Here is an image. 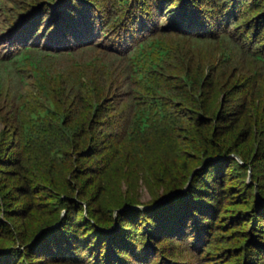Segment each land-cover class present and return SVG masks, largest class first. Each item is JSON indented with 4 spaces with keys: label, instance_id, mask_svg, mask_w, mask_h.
I'll return each mask as SVG.
<instances>
[{
    "label": "trees",
    "instance_id": "16d2710c",
    "mask_svg": "<svg viewBox=\"0 0 264 264\" xmlns=\"http://www.w3.org/2000/svg\"><path fill=\"white\" fill-rule=\"evenodd\" d=\"M0 264H264V0H0Z\"/></svg>",
    "mask_w": 264,
    "mask_h": 264
},
{
    "label": "rangeland",
    "instance_id": "374dc122",
    "mask_svg": "<svg viewBox=\"0 0 264 264\" xmlns=\"http://www.w3.org/2000/svg\"><path fill=\"white\" fill-rule=\"evenodd\" d=\"M248 181H251V174H250V177L248 178ZM140 183H141V181H140ZM125 187H126V185H124L122 183V189H124ZM138 190H139V192L141 194V198H142L143 201L149 199V193H148L147 189L143 185L142 186L140 185ZM139 207L141 208L143 206H139ZM143 208H146V207H143Z\"/></svg>",
    "mask_w": 264,
    "mask_h": 264
},
{
    "label": "water",
    "instance_id": "95a60500",
    "mask_svg": "<svg viewBox=\"0 0 264 264\" xmlns=\"http://www.w3.org/2000/svg\"><path fill=\"white\" fill-rule=\"evenodd\" d=\"M186 189H184L183 191H185Z\"/></svg>",
    "mask_w": 264,
    "mask_h": 264
}]
</instances>
